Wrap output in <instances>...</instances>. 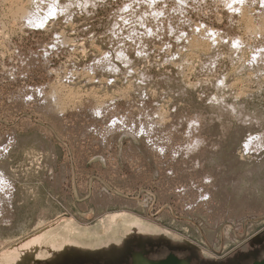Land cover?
Listing matches in <instances>:
<instances>
[{"label":"rangeland","instance_id":"obj_1","mask_svg":"<svg viewBox=\"0 0 264 264\" xmlns=\"http://www.w3.org/2000/svg\"><path fill=\"white\" fill-rule=\"evenodd\" d=\"M263 16L264 0H0V264L263 261L264 139L243 151L264 138ZM209 174L227 179L214 208L177 198Z\"/></svg>","mask_w":264,"mask_h":264},{"label":"bare ground","instance_id":"obj_2","mask_svg":"<svg viewBox=\"0 0 264 264\" xmlns=\"http://www.w3.org/2000/svg\"><path fill=\"white\" fill-rule=\"evenodd\" d=\"M14 1H16V0H14ZM263 1V0H262ZM19 2V1H18ZM54 3H56V1L54 2ZM158 4V3H157ZM12 5H13V8H12V11H13V14H12V17H14L15 18V13L17 12V13H21V18L22 19H24L25 21H27L28 23H31V24H42V18L41 19H35L34 17H35V15H33V13H30L29 11H27L26 9H23L22 8V6H17V4L15 5V2H12ZM54 5V4H53ZM52 6V5H51ZM49 7L50 9H49V13H51V14H54L55 13V11H56V8L54 7ZM57 6V5H56ZM59 9V8H58ZM233 9V8H232ZM15 10V11H14ZM246 12V11H245ZM240 14H242V15H244V12L242 13V12H240ZM158 16V15H157ZM264 17V16H263ZM248 16L246 17V16H244V19L245 20H248ZM259 21V20H258ZM246 22V21H245ZM254 23H256L255 21H254ZM251 31H253L254 33H264V18H263V20L260 22V25H258V26H252V29H251ZM193 35V34H192ZM257 38V37H256ZM208 41V40H207ZM243 42V41H242ZM235 44L236 43H239L240 44V42L238 41V42H234ZM258 43V42H257ZM234 44V45H235ZM236 45H238V44H236ZM239 46V45H238ZM239 48V47H238ZM253 53V52H252ZM261 55V54H260ZM128 59V58H127ZM110 63V62H109ZM124 63V62H123ZM108 64V63H107ZM244 64V63H243ZM252 67V66H251ZM57 98V97H56ZM35 105V104H34ZM232 110H233V108H232ZM234 111V110H233ZM227 112H228V110H227ZM231 113H232V111H231ZM227 115H229L230 113H226ZM233 114V113H232ZM231 114V115H232ZM230 116V115H229ZM121 122H119V121H117L116 122V125H118L119 124V126H116L118 129H120L121 130V133L122 134H129V133H131L132 131H133V129H134V127H132V128H124L123 127V121L122 120H120ZM112 123H114V121L112 122ZM122 124V126H120L121 124ZM98 124V123H97ZM111 125H113L114 126V124H111ZM124 126H126V125H124ZM238 126V125H237ZM123 127V128H122ZM140 127V126H139ZM242 127V126H241ZM96 128V127H95ZM122 128V129H121ZM222 128H223V126H222ZM92 129H94V128H92ZM141 129H143V128H138V131L139 132H137V130L135 131V129H134V131H135V133L136 134H139V133H142L143 132V130H141ZM150 129V128H149ZM228 129H230L229 128V126H228ZM127 130L129 131V132H127ZM147 130V129H146ZM199 130V129H198ZM231 130H232V128H231ZM241 129L239 128V131H240ZM134 131H133V133H134ZM225 131H228V130H225ZM236 131H238V130H236ZM242 131V130H241ZM107 132V131H106ZM146 132V131H145ZM151 132V131H150ZM118 133V132H117ZM134 133V134H135ZM144 133V132H143ZM147 133V132H146ZM145 134V133H144ZM133 135V134H132ZM141 135V134H140ZM147 135V134H146ZM149 135V134H148ZM139 136V135H138ZM261 136H263V135H261ZM188 137V136H187ZM251 137V136H250ZM254 137V136H253ZM108 138V137H107ZM169 138V137H168ZM191 138H192V136H191ZM257 138V137H256ZM105 139H106V137H105ZM261 139H264V138H261L260 137V139H258V140H256L255 142H251V141H246L245 140V144H244V146H245V148H244V150L243 151H245V149H249V147H251L252 145H254L253 143H257V141H258V143L261 145L262 144V141H261ZM248 140V139H247ZM250 140V139H249ZM103 141H104V139H103ZM191 141V140H190ZM264 142V141H263ZM143 144V143H142ZM166 144V143H165ZM186 145V147L185 146H182L181 148V151H183L181 154L183 155V158L184 159H188V160H190V157L192 156V154L193 153H195V151L196 150H199L200 149V147L201 146H203V144H202V140L201 139H199V138H197L196 140H194V142L191 144V143H185ZM159 145V144H158ZM257 145V144H256ZM262 146V145H261ZM261 146H260V149H261ZM185 147V148H184ZM257 147V146H256ZM256 147H254V149H256ZM259 147V146H258ZM263 147V146H262ZM206 148V147H205ZM252 148V147H251ZM207 149V148H206ZM263 149V148H262ZM179 150H180V148H179ZM201 150V149H200ZM208 151H210V150H208ZM248 151V150H247ZM253 151V150H252ZM163 153V151L162 150H160L159 151V153L160 154H162ZM197 152V151H196ZM200 151H198V153H199ZM250 152H251V150H250ZM178 153V152H177ZM180 153V152H179ZM245 153H247L246 151H245ZM244 153V154H245ZM253 153V152H252ZM196 154V153H195ZM179 156V155H178ZM241 156H243V154L241 155ZM193 158V157H192ZM264 159V158H263ZM262 159V160H263ZM254 160V159H253ZM202 162H204V161H202ZM232 162L235 164V163H239V162H237V161H235V159H233L232 158ZM263 162V161H262ZM190 163V162H189ZM200 164V161L198 162H193V166L191 167V168H188L186 171H193L194 169H196V167H194V166H201V165H199ZM259 165H255L254 166V168H253V171L254 170H257V167H258ZM203 167V166H202ZM186 169V168H185ZM202 170V169H201ZM198 171H200V170H198ZM252 172V171H251ZM251 172H249V173H251ZM1 173V172H0ZM249 173H246L247 175L249 174ZM217 175V174H216ZM216 175H214V176H216ZM214 176H212L211 174H209V176L207 177V176H204V177H202V182H204L203 184H204V186L200 189H197V194L195 193V195L194 196H191L192 195V193H191V195H188L189 194V187H187L186 186V188L185 189H183V190H179L178 191V193H177V198H179V200H181L183 203H186L189 207H191V208H194L195 206H197V205H204V206H206L207 207V210H210V209H212V208H214L215 207V205H216V202H215V196H217V193H218V188H220V186H222V184L225 182V181H227V179L224 177V179H223V177H219V175L217 176V177H215L214 178ZM223 176V175H222ZM239 178L240 177H238V176H235L234 178H233V180H231L233 183H234V187L233 188H236L237 187V185H238V183H239ZM232 179V178H231ZM191 181V180H190ZM226 183V182H225ZM11 183H9L8 182V180L5 178V175L4 174H0V197H1V195H3V193H4V195L5 196H9L8 197V199L10 198V196H11V192H12V188H11V185H10ZM235 184H237L236 185V187H235ZM198 187V186H197ZM192 188V187H191ZM238 188V187H237ZM236 188V189H237ZM181 194H183V195H181ZM194 194V193H193ZM219 194V193H218ZM221 195V194H220ZM223 195V194H222ZM218 197V196H217ZM94 199H95V197H94ZM93 199V200H94ZM97 200V199H96ZM10 201V200H9ZM110 201V200H109ZM98 202V201H97ZM106 202H108V201H106ZM99 203V202H98ZM110 203V202H109ZM97 204V203H96ZM106 204V203H105ZM98 205V204H97ZM127 205V204H126ZM0 210H1V208H0ZM7 221V220H6ZM133 259L135 260L134 261V264H189L187 261H185V260H179L178 258H176V257H174L173 255H170L169 257H167V259L166 260H159V261H155V260H152V261H150V260H148V259H145V258H143V257H141L140 255H135L134 257H133ZM256 264H264V260L263 261H261V262H257Z\"/></svg>","mask_w":264,"mask_h":264},{"label":"flooded vegetation","instance_id":"obj_3","mask_svg":"<svg viewBox=\"0 0 264 264\" xmlns=\"http://www.w3.org/2000/svg\"><path fill=\"white\" fill-rule=\"evenodd\" d=\"M170 256V255H169ZM169 256H167V257H169ZM166 260V259H165ZM257 262H261V261H257ZM256 264V263H255Z\"/></svg>","mask_w":264,"mask_h":264}]
</instances>
